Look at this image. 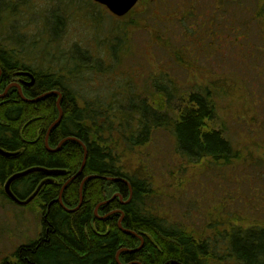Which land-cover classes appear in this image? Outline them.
Wrapping results in <instances>:
<instances>
[{
  "label": "trees",
  "instance_id": "trees-1",
  "mask_svg": "<svg viewBox=\"0 0 264 264\" xmlns=\"http://www.w3.org/2000/svg\"><path fill=\"white\" fill-rule=\"evenodd\" d=\"M257 1H262V6L258 7L259 15L262 16L264 0ZM193 3L191 0V5L195 6ZM236 3L241 4L240 0ZM203 5L204 8L198 5V9L205 11L204 19L211 20L208 35L197 32V40H190L189 47L183 45L180 50L172 51L170 57H175L177 66H186L184 54L192 61H200L201 54L194 55V44L199 46L204 43L214 46L216 42L223 48L229 43L234 48L236 59H241L242 62L249 61L251 57L253 59L254 46L249 42L248 26L244 20L238 21L241 18L232 14L234 21L230 23L229 30L232 37L229 39L224 36V17L231 13L229 0H218L212 5L203 1ZM209 9L212 11L211 15L208 14ZM216 13L220 16H216ZM187 15L192 18L194 13L191 11ZM184 16L181 15L177 20H184ZM214 19L222 21V30L220 22L214 27ZM221 40L223 44L219 43ZM129 45L126 43L125 48V53L127 51L128 54L132 53ZM119 46L120 44L117 47L110 46L113 59ZM11 51L14 52L8 49L7 44L3 46L0 43V71L3 72L0 93L8 87L6 85L10 82L11 73L24 72L19 60L15 63L10 58ZM85 53L83 59L77 58L75 54L71 57V62L75 65L69 70L71 76L63 72L66 65L61 66V71H57L53 64L49 71L39 72L29 90L24 89V95L28 98H38L55 90L63 95L60 102L63 106V118L53 126L48 137L49 144L54 149L66 137L79 138L87 146V161L83 172L67 185L66 181L82 167L86 151L77 139L65 141L57 150L52 151L47 147L46 137L50 126L60 115L57 106L59 95L51 93L36 101H27L20 95L19 88L13 87L5 97H0V149L17 153L7 156L0 152V194H5L2 185L13 173L33 166L64 171L55 174L53 181L46 183L40 196L34 201L40 209L42 229L39 236L15 250L16 259L13 263L8 260L3 263L120 264L117 258L119 255L122 264H227V261H234L235 264H264V224L244 227L233 225L228 217H222L212 221L211 227L216 228V233L210 238L189 230L180 223H174L168 214L162 212V207L146 201L154 194L152 183L147 179L146 164L142 162L136 167H128L123 154L116 147L118 143L109 141L116 133L119 138H124L125 147L134 149L151 143L162 130L167 136H172L177 154L187 162L198 164L207 159L217 165H230L242 158L243 154L225 136L222 128L214 127L218 110L213 97L219 94L218 88L205 84L203 87H195V90L189 87V91L183 92L187 78H180L178 81L170 77L168 80L166 76L163 79H152V83L162 94L158 98L160 103L157 107L148 102L146 97L128 92V88L122 91L121 98L117 97L115 100L107 101L105 97L98 95L81 96L73 87L75 79L79 74L82 76L83 73H92L99 65L98 57L91 55L89 49ZM252 59L249 62L252 70L264 69L256 62L254 65ZM27 65L22 64L23 67ZM80 67L84 69L80 71ZM253 99L256 100L255 97ZM256 131L250 130L244 138L251 137L253 132L254 138H257ZM258 164L264 165V160L261 159ZM48 177L51 176L45 171L32 172L12 185L17 196L25 199ZM103 177L119 180H107ZM84 179L86 181L81 192ZM111 185L123 198L118 196L103 203L113 193L109 192ZM62 190L63 203L71 209L77 208L83 197L78 209L66 210L61 205ZM117 210L124 211V228L136 233L120 227L122 214L114 212L109 216V213ZM138 234L144 237V245L135 250L141 243Z\"/></svg>",
  "mask_w": 264,
  "mask_h": 264
},
{
  "label": "rangeland",
  "instance_id": "rangeland-1",
  "mask_svg": "<svg viewBox=\"0 0 264 264\" xmlns=\"http://www.w3.org/2000/svg\"><path fill=\"white\" fill-rule=\"evenodd\" d=\"M192 1L195 6L191 0H140L133 13L120 17L92 0H0V43L7 44L8 49L23 58L19 62L28 64L36 74L49 71L54 64L57 71L66 65L63 72L70 75L69 70L75 66L71 57L75 54L83 59L89 49L91 55L98 57L99 65L92 73L79 74L75 79L73 87L81 96L98 95L107 101L115 100L128 88V92L146 97L157 107L162 94L152 79L187 78L183 92L205 84L216 86L219 94L213 99L218 116L214 127L222 128L243 154L230 165H217L207 159L198 164L187 162L177 154L172 136L162 130L151 143L134 149L125 147L124 138L116 133L109 140L118 143L116 147L128 167L146 164L147 179L154 190L147 202L162 207V212L174 223L212 238L216 233L212 221L222 217L244 227L264 224V165L258 164L264 160V69L252 70L249 64L252 57L242 62L234 57L232 44L226 43L223 48L216 42L214 46L194 44V55L201 54L200 61H192L184 54L187 64L178 67L175 57H170L171 52L183 45L189 47L190 40H197V32L207 36L210 30L211 20L203 18L205 11L198 9V5L204 8L203 1L210 5L218 2ZM236 1L229 0L231 13L224 17V36L232 37L229 31L234 21L232 14L241 18L238 21L244 20L249 42L254 46L253 64L264 68V15H259L258 9L262 1L240 0L241 4ZM191 11L194 16L187 17ZM211 13L209 9L208 14ZM181 15L185 19L177 20ZM214 21V27L220 22L222 30V21ZM126 43L132 48L130 54L125 53ZM219 43L223 44L222 40ZM119 44L113 59L110 46ZM11 88L7 87L3 93ZM250 130H257L258 137L254 138L253 132L251 137L244 138ZM49 147L53 149L50 144ZM112 191L108 202L119 196L111 185L109 192ZM5 195L0 194V264L5 260L13 263L15 250L34 241L42 229L40 209L35 203L22 206ZM139 236L141 245L144 237Z\"/></svg>",
  "mask_w": 264,
  "mask_h": 264
},
{
  "label": "water",
  "instance_id": "water-1",
  "mask_svg": "<svg viewBox=\"0 0 264 264\" xmlns=\"http://www.w3.org/2000/svg\"><path fill=\"white\" fill-rule=\"evenodd\" d=\"M95 1H97V2H99L100 4H105V5H107L108 7H109V9L113 12V13H115L116 15H119V16H125V14L126 13H128L131 9H133L135 6H136V4H137V2L139 1V0H95ZM31 77H33L32 76V74H31ZM51 92H53V93H56L57 95H59V99H58V102H57V106H58V108H59V110H60V119L59 120H57L55 123H53L52 124V126L50 127V130H49V132L50 131H52V129H53V126H55L62 118H63V106H61L60 105V102H61V100H62V94H61V92H59V91H57V90H55V91H51ZM1 95V94H0ZM4 95V94H3ZM49 136V135H48ZM48 139V138H47ZM75 139H77V140H79V142H81V144L83 145V147H84V149H85V157H84V162H83V165H82V168H84V166H85V164H86V158H87V153H88V149H87V146L85 145V143L83 142V141H81L79 138H76V137H66V138H64V141H68V140H75ZM64 141H63V143H64ZM48 144H49V139H48ZM53 151V150H52ZM0 152L1 153H4V154H6L7 156H9V155H15V154H17V153H12V152H5V151H3L2 149H0ZM39 172V171H41V172H43V171H45L46 173H48L49 175H54V174H56L57 172H58V169H48V168H46V167H39V166H33L32 168H29V169H26V170H23V171H21V172H17V173H14L13 175H11L10 176V178L6 181V183H5V192H6V194L10 197V198H12L15 202H17L18 204H20V205H23V204H29V203H31L32 201H33V199H35L37 196H38V194H39V192L42 190V188L44 187V185H45V183L49 180L48 178L47 179H45L43 182H41L40 183V185L37 187V189L33 192V194H32V196H30L29 198H27V199H20V197L19 196H17V194L15 193V191H14V189H13V185H12V183L14 182V181H16V180H18V179H20L21 177H23V176H27V175H30V174H32V172ZM63 172V171H62ZM104 179H107V180H119V178H114V177H103ZM72 179V178H71ZM70 179V180H71ZM121 179H123V178H121ZM120 179V180H121ZM68 183V182H67ZM67 183H66V185H67ZM66 185L64 186V188H63V190L66 188ZM131 187V186H130ZM82 189H83V187H81V192H82ZM63 190L61 191V196H60V203H61V205H63L64 207H65V209L67 210H76V209H78V207L81 205V202H82V199H83V197H81V202L79 203L80 205L77 207V208H74V209H71V208H69L68 206H66V205H64V203H63V200H62V192H63ZM132 191V190H131ZM119 195V197L120 198H122V195L121 194H118ZM132 195H133V191H132ZM132 195H131V197H132ZM104 202H108V200L107 201H104ZM103 202V203H104ZM101 205V204H100ZM100 207V206H99ZM98 207V208H99ZM98 210V209H97ZM97 210H96V212H97ZM113 212H118V213H120V214H122V218L120 219V222H119V225H120V227L122 228V229H125L124 228V226L122 225V220H123V217H124V211L123 210H117V211H113ZM113 212H111V213H113ZM111 213L109 214V215H111ZM125 231H129V230H127V229H125ZM129 232H131V233H136V232H133V231H129ZM143 241H144V239H142ZM143 244H144V242L140 245V247H138L137 249H135V250H139V249H141L142 247H143ZM128 250V249H127ZM134 250V251H135ZM117 258H118V260H119V255L117 256ZM172 262H174V261H172ZM141 264V263H140Z\"/></svg>",
  "mask_w": 264,
  "mask_h": 264
},
{
  "label": "flooded vegetation",
  "instance_id": "flooded-vegetation-1",
  "mask_svg": "<svg viewBox=\"0 0 264 264\" xmlns=\"http://www.w3.org/2000/svg\"><path fill=\"white\" fill-rule=\"evenodd\" d=\"M10 54V58L16 63V61H21L23 60V58H20L19 56H17V54L15 52H9ZM20 63V62H18ZM20 66L23 68V71L28 73V75L25 74H21L19 71L17 72H13L11 73V79L10 82H8V84L6 86L10 87L12 86V88H17L18 85L22 86L23 89H30L29 87L32 86V84L34 85L35 81H36V77L39 76V74H36L35 71H33L32 68H30L28 65L27 67H23L22 64L20 63ZM3 72L0 71V78L3 76L2 75ZM33 77H31V75ZM7 88V87H6Z\"/></svg>",
  "mask_w": 264,
  "mask_h": 264
},
{
  "label": "bare ground",
  "instance_id": "bare-ground-1",
  "mask_svg": "<svg viewBox=\"0 0 264 264\" xmlns=\"http://www.w3.org/2000/svg\"><path fill=\"white\" fill-rule=\"evenodd\" d=\"M20 73H21V74H25V75H28V74H29V72H28V73L20 72ZM30 75H31V74H30ZM10 87H12V86H10ZM18 88H19L20 95H21L25 100H27V101H29V100H30V101H36V100L40 99L42 96H45V95H48V94L53 93V92H51V93H46V94H43L42 96H40V97H38V98H28L27 96L24 95L22 86L18 85ZM3 94H4V95H3ZM3 94H1L0 97H5L7 93L5 92V93H3ZM59 116H60V115H59ZM59 119H60V117H59L57 120H59ZM57 120H56V121H57ZM61 120H62V119H61ZM61 120H60V121H61ZM56 121H55V122H56ZM60 121H59V122H60ZM55 122H53V123H55ZM59 122H58V123H59ZM53 123H52V124H53ZM51 126H52V125H51ZM51 126H50V127H51ZM49 130H50V129H49ZM50 132H51V131H50ZM50 132H48L47 137H46V144H47V147H48L49 149H50V147H49L48 139H47V138L49 137L48 135L50 134ZM64 142H65V141H64ZM63 144H64V143H63V141H62V142L59 144V146H58L57 148H55V149L53 148V149H50V150H57V149L60 148ZM8 153H9V152H8ZM84 157H85V156H84ZM83 160H84V159H83ZM54 169H58V168H54ZM82 169H83V168L81 167V168L79 169V172H77V174L74 175V176H72V177H71L72 179H71V178H70V179L73 180V179L77 178V176H79V175L83 172ZM62 171H63L62 169H58V172H57L56 174L64 173V171H63V172H62ZM54 175H55V174H54ZM54 175H49V176H51V177H48V178H49V182H50V181H53V178H52V177H53ZM88 177H90V176H88ZM88 177H87L86 179H88ZM70 179H68V180L66 181V183H67V182L69 183V182L71 181ZM86 179H84V180L82 181V182H83L82 185H81L82 187L84 186ZM68 183H67V184H68Z\"/></svg>",
  "mask_w": 264,
  "mask_h": 264
}]
</instances>
